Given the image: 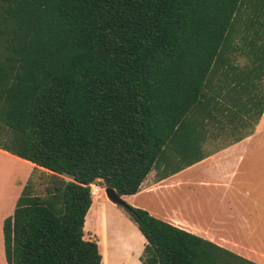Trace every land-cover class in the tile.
<instances>
[{
  "label": "trees",
  "instance_id": "16d2710c",
  "mask_svg": "<svg viewBox=\"0 0 264 264\" xmlns=\"http://www.w3.org/2000/svg\"><path fill=\"white\" fill-rule=\"evenodd\" d=\"M263 110L264 0H0V150L51 173L3 222L6 263L101 264L91 185L133 196ZM124 208L142 264H252Z\"/></svg>",
  "mask_w": 264,
  "mask_h": 264
},
{
  "label": "crops",
  "instance_id": "0c3cea01",
  "mask_svg": "<svg viewBox=\"0 0 264 264\" xmlns=\"http://www.w3.org/2000/svg\"><path fill=\"white\" fill-rule=\"evenodd\" d=\"M243 119V125L231 132L236 138L233 141L213 147L208 144L211 135L202 145L204 156L201 160L182 167L178 173L163 180L146 185L151 173H155L151 171L141 183L138 193L120 198L137 200L150 196L154 206L148 209L142 206L141 209L151 216L210 241L252 264H264V110L248 133L237 132L251 122L249 116H243ZM213 132V135H218L215 130ZM13 169L20 170L14 180ZM34 170L45 171L0 150V264H6L3 222L13 215L17 200ZM99 187L100 190L105 189ZM96 195L92 196V200ZM106 200L115 206L107 196ZM94 205L92 203L90 209L95 208ZM132 206L139 208L136 203ZM174 208L178 209V213ZM94 215L96 217L97 212ZM173 218L178 219L179 225ZM87 237L84 231L86 240ZM132 239L137 246L138 243L145 245L144 238L137 232ZM101 248L98 244L102 264L104 256ZM129 249L124 253L119 250L118 258L123 259V254L129 261L138 254V248L135 252Z\"/></svg>",
  "mask_w": 264,
  "mask_h": 264
},
{
  "label": "rangeland",
  "instance_id": "374dc122",
  "mask_svg": "<svg viewBox=\"0 0 264 264\" xmlns=\"http://www.w3.org/2000/svg\"><path fill=\"white\" fill-rule=\"evenodd\" d=\"M253 125V119L251 122L237 131L238 133H248ZM234 134V133H232ZM220 136L219 138H216ZM235 138L234 135H231V132L221 133L220 135H212L209 143L213 147L216 145H225L226 143L233 141ZM207 144V143H206ZM211 149V148H210ZM23 168H26L23 166ZM20 170L13 169L12 176L13 180ZM51 181V177L45 171L34 170L29 178L28 184L31 185L33 194L42 195L44 193L45 187ZM158 181L155 173H151L148 180H146V185L153 184ZM97 187L99 185L95 184ZM100 190V189H99ZM92 203L95 204V208L89 209L87 212V221H86V230L85 235L88 238L87 240L96 241L97 245L102 246V253L104 256V262L102 264H142L141 256L143 253L144 245L134 243L133 237L136 236V232L140 235L138 228L134 221L131 219L126 209L120 205H110L106 200V194L104 190H100L99 194L93 197ZM110 201V200H109ZM126 205L132 206L134 203L141 209V207L152 208L154 202L150 196L140 197L137 200H123ZM98 207H97V206ZM133 207V206H132ZM97 210V211H96ZM175 212L178 213V209L174 208ZM98 215L95 217V213ZM94 215V216H93ZM94 220V221H92ZM176 224L179 225L177 218H173ZM88 226L92 228H88ZM142 236V235H141ZM144 244V239H143ZM130 245H134L130 247ZM130 248V249H129ZM138 248V254H135L133 258L129 261L126 260L125 256L121 254L123 259L118 258V252L121 250L124 253L126 250L133 249V252ZM111 253L113 254L111 257ZM5 262V259H4ZM7 264V263H6Z\"/></svg>",
  "mask_w": 264,
  "mask_h": 264
},
{
  "label": "water",
  "instance_id": "95a60500",
  "mask_svg": "<svg viewBox=\"0 0 264 264\" xmlns=\"http://www.w3.org/2000/svg\"><path fill=\"white\" fill-rule=\"evenodd\" d=\"M104 192H105L107 198L111 202H113L116 205H120V206L126 207V203L117 195L115 190H113L111 188H105Z\"/></svg>",
  "mask_w": 264,
  "mask_h": 264
},
{
  "label": "built area",
  "instance_id": "2783aa9c",
  "mask_svg": "<svg viewBox=\"0 0 264 264\" xmlns=\"http://www.w3.org/2000/svg\"><path fill=\"white\" fill-rule=\"evenodd\" d=\"M100 187H97L96 185H91V195H96L99 191Z\"/></svg>",
  "mask_w": 264,
  "mask_h": 264
},
{
  "label": "bare ground",
  "instance_id": "6f19581e",
  "mask_svg": "<svg viewBox=\"0 0 264 264\" xmlns=\"http://www.w3.org/2000/svg\"><path fill=\"white\" fill-rule=\"evenodd\" d=\"M98 193H99V191H98Z\"/></svg>",
  "mask_w": 264,
  "mask_h": 264
}]
</instances>
